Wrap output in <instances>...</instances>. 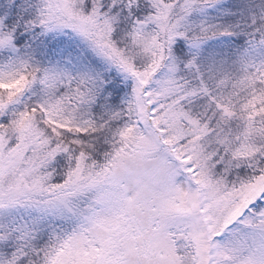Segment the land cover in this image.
<instances>
[{
    "label": "snow or ice",
    "instance_id": "snow-or-ice-1",
    "mask_svg": "<svg viewBox=\"0 0 264 264\" xmlns=\"http://www.w3.org/2000/svg\"><path fill=\"white\" fill-rule=\"evenodd\" d=\"M0 264H264V0H0Z\"/></svg>",
    "mask_w": 264,
    "mask_h": 264
}]
</instances>
